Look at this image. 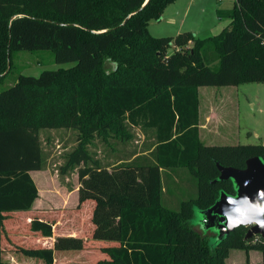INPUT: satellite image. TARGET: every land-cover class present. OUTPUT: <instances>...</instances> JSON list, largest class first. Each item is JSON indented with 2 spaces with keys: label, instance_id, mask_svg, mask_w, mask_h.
I'll list each match as a JSON object with an SVG mask.
<instances>
[{
  "label": "trees",
  "instance_id": "trees-1",
  "mask_svg": "<svg viewBox=\"0 0 264 264\" xmlns=\"http://www.w3.org/2000/svg\"><path fill=\"white\" fill-rule=\"evenodd\" d=\"M173 1L0 0V85L22 50H52L58 63H76L19 74L0 90V264H54L59 251L70 250L90 255L88 264H227L232 249L260 251L264 264V237L246 239L249 227L213 243L193 223L195 210L210 208L221 190L236 194L231 179L216 181L218 163L245 168L250 157L264 160V144L201 141L199 94L201 86L264 83V0L219 7L230 26L215 36H153L151 20ZM47 128L77 132L63 168H79L72 216H25L39 198L30 172L46 169L41 130ZM134 128L147 140L131 156L104 163L90 149L96 139L132 141ZM175 168H187L198 189L176 209L163 198V171ZM59 215L80 223L79 234L64 233ZM8 220L29 233L9 232L22 255L5 259Z\"/></svg>",
  "mask_w": 264,
  "mask_h": 264
},
{
  "label": "rangeland",
  "instance_id": "rangeland-1",
  "mask_svg": "<svg viewBox=\"0 0 264 264\" xmlns=\"http://www.w3.org/2000/svg\"><path fill=\"white\" fill-rule=\"evenodd\" d=\"M234 0H174L165 8L166 17H174L177 24H169L162 17L159 20L153 19L149 24V31L153 36H175L176 27L183 24L182 31H191L196 37L205 38L220 34L230 26L229 18H219L217 9L231 8ZM174 51L171 46L168 50L170 55ZM75 62L58 63L52 50H22L16 52L13 57L12 67L9 76L0 90H4L14 84L19 74L39 76L44 70L70 68ZM114 64L106 63V68L111 70ZM201 100V117H205L210 107H215L220 116V125L214 123L208 128L202 129L201 141L206 145H238V144H264V83L250 82L229 86H201L199 89ZM134 138L129 142H121L111 139L110 145L95 140L90 146L97 156L106 163L110 160H117L120 157L131 156L134 151H140L144 133L139 128L133 130ZM41 140L46 157V169L35 175L36 183L40 188L38 205L49 206L41 209V216L55 219L59 212L65 211L68 216L75 214L79 207L80 180L78 169L65 168L66 153L73 150L77 143V132L72 129L56 128L42 129ZM170 175V177H169ZM167 176L168 179H165ZM164 203L170 208H178L180 202L185 199L195 198L198 193L197 181L187 168L165 169L163 171ZM193 223L210 235L211 242L216 243L218 237L217 229L204 228L200 223V213ZM63 214V213H62ZM53 217V218H52ZM12 230V231H11ZM16 233L19 237L26 238L29 233L28 227L19 222L12 227L9 220L6 221L4 232V258L14 255H22L19 245H14L9 232ZM12 234V233H11ZM13 237V234H12ZM18 240V239H17ZM19 243L23 240L20 239ZM35 243V242H34ZM33 243V244H34ZM14 248H12V245ZM29 244V246H34ZM236 250L232 251L234 254ZM239 252V251H237ZM244 252V251H243ZM63 253L79 261L81 264L90 262V255L81 254L79 251L58 252ZM231 254V255H232ZM231 259V257H230ZM230 259L228 261H230ZM73 262L71 264H76Z\"/></svg>",
  "mask_w": 264,
  "mask_h": 264
},
{
  "label": "water",
  "instance_id": "water-1",
  "mask_svg": "<svg viewBox=\"0 0 264 264\" xmlns=\"http://www.w3.org/2000/svg\"><path fill=\"white\" fill-rule=\"evenodd\" d=\"M220 170V176L216 181H226L231 179L233 181L236 194H228L224 190L220 191V196L216 202L208 209L197 208L200 213V223L205 228L217 229L218 237L216 242H220L223 238H226L228 234L234 230L225 231L222 221L225 219L222 215V209L226 204L227 196L243 197L245 195L251 197V202L256 203L255 195L258 190L264 189V160L259 156L250 157L246 161L245 168H236L233 166H224L217 164ZM245 181H248V185L245 186ZM242 203V200H238V205ZM264 203V201H261ZM232 206H229L231 208ZM207 221V223H205ZM246 239H249L255 235L264 237V228H260L258 225L248 226Z\"/></svg>",
  "mask_w": 264,
  "mask_h": 264
},
{
  "label": "crops",
  "instance_id": "crops-1",
  "mask_svg": "<svg viewBox=\"0 0 264 264\" xmlns=\"http://www.w3.org/2000/svg\"><path fill=\"white\" fill-rule=\"evenodd\" d=\"M165 11H164V13H165ZM166 16L167 15L165 13V15H163V18H166L165 20L169 24H177V20L174 17H172V16L166 17ZM183 27H184L183 24L176 27L177 33L182 32ZM199 94H200V92H199ZM200 105H201V100H200ZM216 110L217 109L215 107H210L207 112L204 111L205 117L203 118V117H201V109H200V139H201V133H202L201 130L202 129L210 127L212 125V123H214L215 126L220 125V123H221L220 116L217 114ZM146 140H147V136L144 133L141 146L144 144V142ZM146 152L147 151H145L144 153H146ZM40 171H42V170H33L30 172L34 180H35V175H38V173ZM35 182H36V180H35ZM36 184H37V186H39L38 183H36ZM38 189H40V188L38 187ZM165 191L167 192V189L164 188V193H165ZM39 196H40V190H39ZM163 198H164V196H163ZM38 200H39V198L34 203L33 211L25 213L26 217L27 216H36V215H38V213L40 214L42 212L41 209H45L47 206H49V202H45V205H38L37 204ZM59 217H61V220H58V226H60V228L62 229V231L64 233L79 234L80 223L76 222L75 219H74V221H72V220L70 221V219H67L65 217V215H63V216L59 215ZM234 250H236V252L234 254H232V251H234ZM237 251H239V252H237ZM66 256L67 255H65V254H63L61 256L55 255V263L54 264H69V263H71V260L69 258H67ZM230 257H231V259H230ZM229 259H230V261H228ZM20 264H43V262H41V261L35 262V261H30V260L24 259V261L21 262ZM227 264H263V255L260 251H257V250H250L249 252H247L246 250L232 249V250H230L229 256L227 257Z\"/></svg>",
  "mask_w": 264,
  "mask_h": 264
},
{
  "label": "clouds",
  "instance_id": "clouds-1",
  "mask_svg": "<svg viewBox=\"0 0 264 264\" xmlns=\"http://www.w3.org/2000/svg\"><path fill=\"white\" fill-rule=\"evenodd\" d=\"M248 183V181H245V186ZM255 198L256 203H252V198L247 195L243 197L227 196L226 204L222 209V215L225 218L222 223L225 231L251 225H258L260 228H264V203H261V201H264V189L258 190ZM238 200H242L239 205ZM229 206L232 207L229 208Z\"/></svg>",
  "mask_w": 264,
  "mask_h": 264
}]
</instances>
